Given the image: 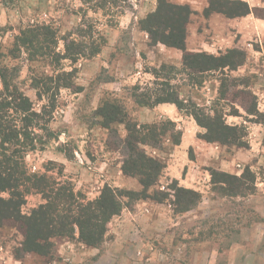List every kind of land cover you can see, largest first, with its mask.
<instances>
[{
  "label": "rangeland",
  "instance_id": "374dc122",
  "mask_svg": "<svg viewBox=\"0 0 264 264\" xmlns=\"http://www.w3.org/2000/svg\"><path fill=\"white\" fill-rule=\"evenodd\" d=\"M165 1L188 5L183 0H0V70H19L20 86L37 108L47 100L37 97L36 80L49 77L55 89L57 77L69 84L60 81L49 124L59 141L29 152L28 170L46 176L56 189L71 185L89 201L106 187L135 193L119 192L120 209L96 246L81 242L76 228L74 236L54 239L47 257L30 254L23 250L19 225L0 226V264H264V41L237 45L236 38L232 49L214 54L223 59L218 65L228 64L216 71L192 73L156 63L143 20ZM198 2L209 7L206 0ZM213 8L218 14L244 11L231 3ZM261 14L264 18V10ZM201 18L203 12H195L190 23L204 29L208 22ZM42 28L48 31L41 36L48 37L46 56L33 52L37 43L13 55L16 37L32 29L44 33ZM177 92L183 110L175 121L149 112L155 107L138 106L133 96L154 99ZM109 103L122 107L143 136L162 134L164 127L177 137L182 133L180 145L165 137L155 146H141L164 166L148 190L139 177L122 171L129 132L124 122L105 127L100 108ZM194 115L236 132H222V142H207L200 137L207 129ZM43 203L33 192L23 213Z\"/></svg>",
  "mask_w": 264,
  "mask_h": 264
},
{
  "label": "trees",
  "instance_id": "16d2710c",
  "mask_svg": "<svg viewBox=\"0 0 264 264\" xmlns=\"http://www.w3.org/2000/svg\"><path fill=\"white\" fill-rule=\"evenodd\" d=\"M220 3L243 6L244 11L235 14L225 13L227 16H243L250 13L248 5L244 2L211 0L206 14L220 12L219 9L213 8L214 4ZM154 13L143 20L148 22V26H144L143 30L149 34L153 45L163 44L183 50L185 69H189L192 73H204L228 66V64H217L223 60L221 56L217 57L204 52L192 53L186 50L187 24L192 13L188 6L170 5L165 1ZM157 14L172 21H164V23L154 21L153 17ZM42 30L45 32L36 34H34L35 31L37 32L36 29L24 31L16 37L13 55L17 56L23 47L29 48L33 43H37V46L33 47V52L38 56L39 53L42 54L41 57L46 56L44 54L49 50V47L45 45L48 37L42 39L41 36H48V31L47 28ZM18 71L17 68L0 70L2 83L0 89V226L6 223L19 225L24 237L23 250L45 257L50 255V247L54 239L74 236L76 228L81 242L90 246L99 245L105 236L110 219L120 209L119 192L131 195L135 193L106 187L96 201H89L76 194L71 185L56 189L55 183H50L46 176L31 173L28 170L25 156L29 152L44 149L52 141H59L58 135L52 131L49 124L58 107L57 95L61 88L60 81L64 80V87L69 84L66 83V78L57 77L55 89L51 86L53 80L49 77L36 80L33 88L37 90V97L41 101L44 98L47 100L41 108H37L22 90L21 83L18 81L20 78ZM133 96L135 103L140 107L153 108L160 104L171 103L175 104L179 111L183 110L179 92L158 94L154 99L143 93H135ZM194 108L199 110L197 106ZM100 109L106 128H110L114 123L127 124L129 134L124 141L127 157L122 165V171L125 175L139 177L143 190H148L156 184L164 166L159 161L148 157L141 146H155L162 143L165 137L171 138L174 145H180L182 133L180 132V136L177 137L174 129L170 131L169 127H164L165 132L162 134L151 132L143 136L137 129L138 124L131 121L125 110L116 103L106 104ZM194 116L197 123L207 129V133L200 136L207 142H222L224 140L222 132L232 135L234 131L236 132V129L225 124H218L216 128L209 122L206 124L201 116ZM168 123L175 126L172 121ZM215 129L220 131L215 133L213 132ZM33 192L40 194L44 203L33 209L30 214H24L22 209L27 204V197ZM4 193L8 194V198L2 196Z\"/></svg>",
  "mask_w": 264,
  "mask_h": 264
},
{
  "label": "crops",
  "instance_id": "0c3cea01",
  "mask_svg": "<svg viewBox=\"0 0 264 264\" xmlns=\"http://www.w3.org/2000/svg\"><path fill=\"white\" fill-rule=\"evenodd\" d=\"M192 9L189 23L187 24L186 33V50L192 53H207L210 55L218 54L220 51L232 49L236 45V38L238 43L249 44L254 41H264V18L261 17L263 12L264 0H217V1H241L248 5L250 13L238 16H227L225 14L210 13L206 14L208 5L198 2V0H183ZM211 0H206L205 3ZM143 4V3H142ZM144 5L141 7L143 8ZM203 12V18L200 21L208 22L204 29H200V25H194L190 23L191 17L195 12ZM210 39V42L207 39ZM154 61L156 63L168 64L174 67L181 68L184 62V51L168 47L163 44H156ZM220 54V53H219ZM181 96V95H180ZM149 112H163L168 118L172 120H178L181 118V113L175 104L165 103L157 105L153 110ZM143 114V112L141 113ZM192 130H196V126L193 122L189 123ZM184 143V140L183 142ZM9 264L10 262H6ZM10 264H20L18 262Z\"/></svg>",
  "mask_w": 264,
  "mask_h": 264
}]
</instances>
